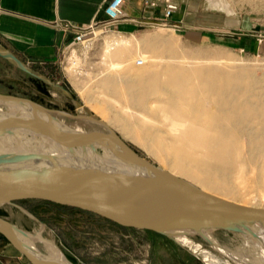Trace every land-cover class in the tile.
Instances as JSON below:
<instances>
[{"label": "rangeland", "instance_id": "obj_1", "mask_svg": "<svg viewBox=\"0 0 264 264\" xmlns=\"http://www.w3.org/2000/svg\"><path fill=\"white\" fill-rule=\"evenodd\" d=\"M227 1L235 11L234 15L211 9L208 0H186L174 22L179 29L150 25L152 21L141 9L139 16H131L135 23H123L110 32L96 31L86 46L68 47L58 63H24L13 53L0 48L14 55L30 72L0 56V95L31 101L72 129L79 126L86 132H112L140 157L168 171L170 165L167 161L160 160L136 141L125 137L119 126L103 122L100 113L109 106L118 111L119 106L102 97L101 82L107 77L135 78L134 72L146 66L156 71L154 65L175 57L172 61L242 68L263 85L264 0ZM133 3L139 6L135 0ZM109 49L111 57L106 54ZM142 56L149 58V65L138 68L135 63L142 60ZM117 63H124L125 68L113 70L112 65ZM118 99L125 103L124 98ZM17 108L15 102L0 100V113H7V117H16L20 113ZM106 114L111 116L113 112L107 110ZM242 148L244 154L250 151L247 139H244ZM260 166L261 163L256 165L257 168ZM252 168L246 164L249 172ZM233 198L243 204L264 208V194L259 192H240ZM0 219L27 232L29 236L22 238L32 241L33 247L42 255H47L48 246L54 245L67 264H205L200 256L184 248L176 239L118 228L94 214L69 207L21 201L0 208ZM209 233L215 243L232 254L242 255L247 260L252 257L240 234L218 230ZM192 236L196 243L223 262L237 264L215 249L205 237ZM0 238L10 242L1 232Z\"/></svg>", "mask_w": 264, "mask_h": 264}, {"label": "bare ground", "instance_id": "obj_2", "mask_svg": "<svg viewBox=\"0 0 264 264\" xmlns=\"http://www.w3.org/2000/svg\"><path fill=\"white\" fill-rule=\"evenodd\" d=\"M208 2L211 9L235 14L227 0ZM168 49L172 50V47ZM106 54L111 57V50H107ZM174 58L154 65L156 71H152L151 66L136 70L135 78L103 79L100 86L102 97L119 106L118 111L107 107L113 112L111 116L106 114L107 110L102 111L103 122L119 126L125 137L136 141L160 160L167 161L170 167L165 172L171 176L196 184L202 191L216 197L247 207L263 208L240 203L233 196L240 192L264 194V161H261L264 158V84L259 82L260 85L249 71L247 73L242 68L176 62L172 61ZM142 60L146 62L143 67L149 65L148 57L142 56ZM112 68L122 71L125 66L124 63H117ZM119 97L124 98L125 103H121ZM18 107L22 118L29 119L33 129L39 132L18 131L13 136H0V169L12 171L33 167L43 171L56 162L82 161L111 172L153 175L133 164L120 150H72L55 142L45 133L47 115L36 114L25 104H18ZM3 116L7 113H0V117ZM52 120L63 131H69L72 137L81 134L108 135L96 130L86 132L79 126L72 129L53 116ZM244 139L251 146L247 154L243 153ZM258 163H261L260 168L256 167ZM246 164L253 167L251 172L246 169ZM10 228L29 236L15 224ZM202 233L201 236L207 237L215 249L231 257L235 263L264 264L263 228H252L251 232L240 234L245 248L252 254L250 262V259L220 247L209 231ZM22 240L38 261L67 264L54 245H49V253L42 255L33 247L32 241ZM176 240L200 256L205 264H230L205 250L192 235H179Z\"/></svg>", "mask_w": 264, "mask_h": 264}, {"label": "water", "instance_id": "obj_3", "mask_svg": "<svg viewBox=\"0 0 264 264\" xmlns=\"http://www.w3.org/2000/svg\"><path fill=\"white\" fill-rule=\"evenodd\" d=\"M0 56L25 69L14 55L0 50ZM0 100L25 104L36 114L47 115L46 135L69 149L120 150L133 164L153 174L111 172L82 161L56 162L43 171L33 167L12 171L0 169V208L21 201L47 202L94 214L125 229L171 239L183 234L202 235L203 231L242 234L256 227L264 229V208L247 207L216 197L173 177L140 157L112 132L72 137L69 131L54 124L47 110L35 103L2 95ZM3 117H0L1 137L16 135L18 131L39 132L20 113L16 117ZM10 227L0 219V232L14 247L33 264H45L32 255L22 240V236H27Z\"/></svg>", "mask_w": 264, "mask_h": 264}, {"label": "crops", "instance_id": "obj_4", "mask_svg": "<svg viewBox=\"0 0 264 264\" xmlns=\"http://www.w3.org/2000/svg\"><path fill=\"white\" fill-rule=\"evenodd\" d=\"M106 0H0V48L24 63H58L73 43L57 23L80 28L102 20ZM128 0L126 12L139 16L142 0ZM1 63V61H0ZM0 264H33L10 242L0 238Z\"/></svg>", "mask_w": 264, "mask_h": 264}, {"label": "built area", "instance_id": "obj_5", "mask_svg": "<svg viewBox=\"0 0 264 264\" xmlns=\"http://www.w3.org/2000/svg\"><path fill=\"white\" fill-rule=\"evenodd\" d=\"M186 0H142V11L152 21L150 25L155 27H173L179 29V25L174 23ZM128 0H106L102 8V20H96L85 28H80L70 22L57 23L59 30L74 36L71 47L86 46L91 41L90 37L96 35V31L110 32L123 23H135L126 12ZM144 61L139 60L137 67H143Z\"/></svg>", "mask_w": 264, "mask_h": 264}, {"label": "trees", "instance_id": "obj_6", "mask_svg": "<svg viewBox=\"0 0 264 264\" xmlns=\"http://www.w3.org/2000/svg\"><path fill=\"white\" fill-rule=\"evenodd\" d=\"M46 204H51V203H47V202H45ZM51 205H55V204H51ZM55 206H60V205H55ZM61 207H64V206H61ZM113 224V223H112ZM114 226H116V227H118V228H122V227H120V226H118V225H115V224H113Z\"/></svg>", "mask_w": 264, "mask_h": 264}]
</instances>
